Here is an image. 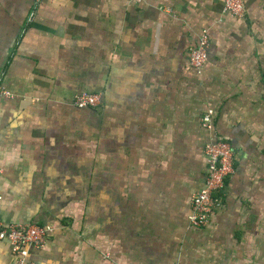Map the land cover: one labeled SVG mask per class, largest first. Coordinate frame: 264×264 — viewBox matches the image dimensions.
<instances>
[{
	"label": "crops",
	"instance_id": "crops-1",
	"mask_svg": "<svg viewBox=\"0 0 264 264\" xmlns=\"http://www.w3.org/2000/svg\"><path fill=\"white\" fill-rule=\"evenodd\" d=\"M245 5L234 19L223 0H0V220L48 228L29 260L264 264V0ZM210 108L234 170L192 228ZM0 264H16L6 241Z\"/></svg>",
	"mask_w": 264,
	"mask_h": 264
},
{
	"label": "built area",
	"instance_id": "built-area-1",
	"mask_svg": "<svg viewBox=\"0 0 264 264\" xmlns=\"http://www.w3.org/2000/svg\"><path fill=\"white\" fill-rule=\"evenodd\" d=\"M223 5L224 12L231 18H245V0H223ZM209 40V34L207 30H204L197 43L189 49V68L197 75L204 72L208 60ZM0 95L9 96V93L0 87ZM100 104L101 95L99 94H78L74 96L72 102V106L78 110L96 109ZM214 117L215 110L207 109L200 122L201 127L208 133V141L204 149L206 168L204 183L191 197L189 203L190 212L187 220L192 228L208 225L213 214L220 209L221 193L234 170L235 150L231 143L215 132ZM0 241H6L10 245L16 264H35L29 260L30 252L43 249L47 245L48 228L41 225H5L0 220Z\"/></svg>",
	"mask_w": 264,
	"mask_h": 264
}]
</instances>
